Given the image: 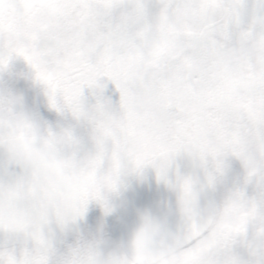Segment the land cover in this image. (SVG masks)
Here are the masks:
<instances>
[{
	"label": "snow or ice",
	"instance_id": "1",
	"mask_svg": "<svg viewBox=\"0 0 264 264\" xmlns=\"http://www.w3.org/2000/svg\"><path fill=\"white\" fill-rule=\"evenodd\" d=\"M0 264H264V0H0Z\"/></svg>",
	"mask_w": 264,
	"mask_h": 264
},
{
	"label": "water",
	"instance_id": "2",
	"mask_svg": "<svg viewBox=\"0 0 264 264\" xmlns=\"http://www.w3.org/2000/svg\"><path fill=\"white\" fill-rule=\"evenodd\" d=\"M147 190H148L147 185H145V186L141 189V191H147Z\"/></svg>",
	"mask_w": 264,
	"mask_h": 264
},
{
	"label": "flooded vegetation",
	"instance_id": "3",
	"mask_svg": "<svg viewBox=\"0 0 264 264\" xmlns=\"http://www.w3.org/2000/svg\"><path fill=\"white\" fill-rule=\"evenodd\" d=\"M148 191V190H147ZM96 215H99V212H98V210L96 211V213H95Z\"/></svg>",
	"mask_w": 264,
	"mask_h": 264
}]
</instances>
